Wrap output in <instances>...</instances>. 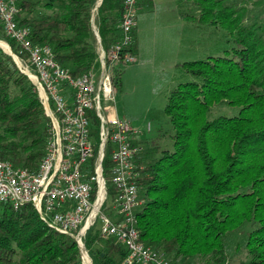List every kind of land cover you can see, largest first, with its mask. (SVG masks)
I'll return each instance as SVG.
<instances>
[{
    "label": "trees",
    "instance_id": "obj_1",
    "mask_svg": "<svg viewBox=\"0 0 264 264\" xmlns=\"http://www.w3.org/2000/svg\"><path fill=\"white\" fill-rule=\"evenodd\" d=\"M19 0L18 21L31 38L52 46L58 61L80 74L97 68L99 39L106 52L120 36L124 0ZM200 1L199 20L220 24L233 40L224 54L180 61L176 67L198 79L178 82L164 113L172 123V150L156 139L137 159L145 203L137 212L139 238L172 262L223 264L229 259V231L244 224L247 259L264 264V22H245V6L224 0ZM95 26V27H94ZM21 58L26 54L4 28ZM136 37L128 50L134 51ZM109 62L115 84L122 62ZM238 106L235 115L208 117L212 105ZM51 118L31 78L0 44V153L13 163L36 169L45 153ZM109 151L103 162L111 182ZM142 166V167H141ZM84 243L93 264H119L125 247L88 230ZM199 262V263H198ZM0 264H83L76 240L50 227L32 203L0 202ZM231 264V262H230Z\"/></svg>",
    "mask_w": 264,
    "mask_h": 264
},
{
    "label": "built area",
    "instance_id": "obj_2",
    "mask_svg": "<svg viewBox=\"0 0 264 264\" xmlns=\"http://www.w3.org/2000/svg\"><path fill=\"white\" fill-rule=\"evenodd\" d=\"M138 1H123L120 36L108 52L99 39L98 67L75 75L57 60L50 44L34 41L30 27L18 21L19 0H0L5 31L26 54L25 58L15 54L21 70L35 83L52 122L36 169L15 164L0 153V202L14 207L32 203L50 227L76 240L83 260L87 257L91 264L84 238L93 227L101 238L125 247L119 264H182L139 238L137 212L145 203L137 165L144 149L136 140L141 130L119 115L114 103L108 60L134 58L127 48L135 39ZM151 128L149 121L147 129ZM107 151L113 193L104 175ZM108 198L112 203H106Z\"/></svg>",
    "mask_w": 264,
    "mask_h": 264
},
{
    "label": "rangeland",
    "instance_id": "obj_3",
    "mask_svg": "<svg viewBox=\"0 0 264 264\" xmlns=\"http://www.w3.org/2000/svg\"><path fill=\"white\" fill-rule=\"evenodd\" d=\"M224 3L245 6L246 23L264 22V0H224ZM154 24L159 25L160 23ZM0 40L8 46L9 49L1 44L6 51L13 52L9 41ZM183 41L181 40V42ZM201 42L202 44L198 42L196 46H189L187 49L183 46V43L182 45L181 43L175 45L172 32L167 29L161 32L150 26L145 29L142 41L138 45V52L136 48L134 49V58L121 63L122 72L118 84L114 83L112 76L116 110L119 115L130 119L141 130L140 134L136 136V140L143 145L144 150H149L148 140L151 139H156L162 148L170 150L174 148L171 136L173 132L172 123L163 110L169 91L178 82L198 79L197 76L174 67V61L204 58L209 54H224L228 49H232L234 45L228 31L220 24L211 22L204 25ZM13 53L14 55L11 54L21 70L20 59L18 61L17 54ZM239 109L238 106L222 101L211 106L208 117L235 115L239 113ZM149 121L152 128L148 130L147 124ZM106 203H112V199L108 198ZM252 227V224L246 223L228 232L226 245L231 264L247 259V251L243 244L246 233ZM226 261L229 262V259L225 260L223 264ZM84 262L85 264H91L87 257H84Z\"/></svg>",
    "mask_w": 264,
    "mask_h": 264
},
{
    "label": "crops",
    "instance_id": "obj_4",
    "mask_svg": "<svg viewBox=\"0 0 264 264\" xmlns=\"http://www.w3.org/2000/svg\"><path fill=\"white\" fill-rule=\"evenodd\" d=\"M138 22L135 31V48L142 41L145 29L153 26L154 30L164 29L172 32L175 45L183 43L187 49L202 44L204 23L199 20L201 13L200 1L197 0H139ZM154 23H160L155 25ZM171 29V30H170ZM181 40H184L181 42ZM187 52V51H186ZM183 60H175L176 64ZM184 264H196L195 260H187Z\"/></svg>",
    "mask_w": 264,
    "mask_h": 264
},
{
    "label": "water",
    "instance_id": "obj_5",
    "mask_svg": "<svg viewBox=\"0 0 264 264\" xmlns=\"http://www.w3.org/2000/svg\"><path fill=\"white\" fill-rule=\"evenodd\" d=\"M101 3V0L99 1V3L97 4V5H99ZM95 27V26H94ZM95 33H96V35H97V37H98V39H100V35H99V32L96 30L95 31ZM0 41H2V40H0ZM1 44V43H0ZM13 55H14V53L13 52H11ZM83 262H84V260H83ZM84 264H85V262H84Z\"/></svg>",
    "mask_w": 264,
    "mask_h": 264
},
{
    "label": "bare ground",
    "instance_id": "obj_6",
    "mask_svg": "<svg viewBox=\"0 0 264 264\" xmlns=\"http://www.w3.org/2000/svg\"><path fill=\"white\" fill-rule=\"evenodd\" d=\"M1 42V44L5 47V48H7V49H9L8 48V46L6 45V43L4 42V41H0ZM89 260V259H88ZM90 262V261H89Z\"/></svg>",
    "mask_w": 264,
    "mask_h": 264
}]
</instances>
